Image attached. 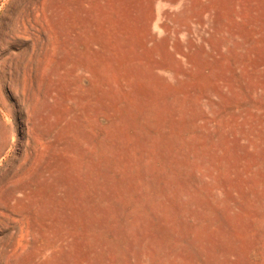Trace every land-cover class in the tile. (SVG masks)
Segmentation results:
<instances>
[{"label": "rangeland", "instance_id": "obj_1", "mask_svg": "<svg viewBox=\"0 0 264 264\" xmlns=\"http://www.w3.org/2000/svg\"><path fill=\"white\" fill-rule=\"evenodd\" d=\"M0 264H264V0H0Z\"/></svg>", "mask_w": 264, "mask_h": 264}]
</instances>
